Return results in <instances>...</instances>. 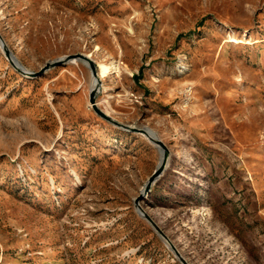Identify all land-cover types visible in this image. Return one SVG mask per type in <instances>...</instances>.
Masks as SVG:
<instances>
[{"label":"rangeland","instance_id":"rangeland-1","mask_svg":"<svg viewBox=\"0 0 264 264\" xmlns=\"http://www.w3.org/2000/svg\"><path fill=\"white\" fill-rule=\"evenodd\" d=\"M0 37L110 66L95 106L166 146L138 205L187 264H264V0H0ZM91 82L0 46V264H181L134 205L159 149Z\"/></svg>","mask_w":264,"mask_h":264},{"label":"water","instance_id":"water-1","mask_svg":"<svg viewBox=\"0 0 264 264\" xmlns=\"http://www.w3.org/2000/svg\"><path fill=\"white\" fill-rule=\"evenodd\" d=\"M0 46L2 48V51L4 55L6 56L8 62L10 65L19 73L29 76V77H35L39 74H41L44 70L57 66L59 64H63L72 60L75 61H80L83 62L87 65V67L90 69L92 79H95V85L94 87H91L90 92H89V102L92 104L94 111L103 119L111 122L113 125L125 129L131 132H139L142 133L149 141H151L153 144H155L157 147L161 149V157L159 160V163L153 170L152 174L149 176L147 179L143 189L140 191V195L138 198L134 200V205L141 217H143L156 231V233L164 240L166 245L169 247V249L174 253V255L177 257V259L181 262V264H187L185 259L180 255V253L177 251L175 246L170 242V240L167 238V236L163 233V231L155 224V222L145 213L143 212L138 205V201L143 198V196L150 190V187L152 184L160 177L161 173L165 169L166 163H167V157H168V150L166 146L153 134L150 133V130L148 128H135V127H130L124 124H121L115 120H113L110 116L106 115L103 113L101 110H99L94 103L95 96L99 92V77L96 72V66L93 60H91L88 56L77 53V54H72V55H66L63 57H60L58 59L52 60L50 62H47L42 69H40L39 72H30L25 70L17 61V59L10 53V51L7 49L6 45L3 43L1 37H0Z\"/></svg>","mask_w":264,"mask_h":264},{"label":"bare ground","instance_id":"bare-ground-1","mask_svg":"<svg viewBox=\"0 0 264 264\" xmlns=\"http://www.w3.org/2000/svg\"><path fill=\"white\" fill-rule=\"evenodd\" d=\"M229 41H232V42H235V43H241V42H246V43H248L249 42V40L247 41V40H245V39H242V38H232V37H230V40ZM73 61H75V60H73ZM85 64V63H84ZM86 65V64H85ZM116 68V67H115ZM109 70H110V66L108 65V64H105V63H98V77H104V76H106L108 73H109ZM95 79H92V87H94V85H95ZM106 103V102H105ZM108 111L106 110V113H107ZM150 133L151 134H153L154 136H156L155 135V133L153 132V131H151L150 130ZM157 147V146H156ZM158 149H159V152H160V157H161V149L159 148V147H157Z\"/></svg>","mask_w":264,"mask_h":264}]
</instances>
